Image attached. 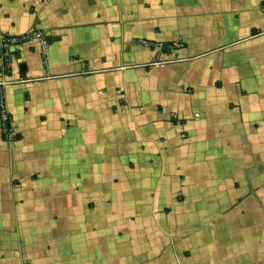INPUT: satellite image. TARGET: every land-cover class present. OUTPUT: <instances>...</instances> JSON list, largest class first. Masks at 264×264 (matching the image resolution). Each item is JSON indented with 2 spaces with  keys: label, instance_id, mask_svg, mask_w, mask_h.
Here are the masks:
<instances>
[{
  "label": "crops",
  "instance_id": "0c3cea01",
  "mask_svg": "<svg viewBox=\"0 0 264 264\" xmlns=\"http://www.w3.org/2000/svg\"><path fill=\"white\" fill-rule=\"evenodd\" d=\"M34 24L0 83V264L264 260V0H0V35Z\"/></svg>",
  "mask_w": 264,
  "mask_h": 264
},
{
  "label": "built area",
  "instance_id": "2783aa9c",
  "mask_svg": "<svg viewBox=\"0 0 264 264\" xmlns=\"http://www.w3.org/2000/svg\"><path fill=\"white\" fill-rule=\"evenodd\" d=\"M47 42L46 33L43 28L31 26L30 29L18 33H7V35H0V83L6 82L4 79L6 71L10 63V56L12 52L21 44L37 47L43 51L44 45ZM143 43H146L145 41ZM11 117L3 101L0 102V132L4 138L10 139L13 136V129L11 126Z\"/></svg>",
  "mask_w": 264,
  "mask_h": 264
},
{
  "label": "rangeland",
  "instance_id": "374dc122",
  "mask_svg": "<svg viewBox=\"0 0 264 264\" xmlns=\"http://www.w3.org/2000/svg\"><path fill=\"white\" fill-rule=\"evenodd\" d=\"M251 219H252V221H253V218H252V217H251ZM247 220H248V219H247ZM247 220H246V221H247ZM244 221H245V220H244ZM252 221H251V223H252ZM225 231L227 232V231H229V230H225ZM233 236H234V235L230 233L229 235L226 236V239H232ZM260 249H261V248H260ZM234 259H235V257H234ZM236 260H237V259H236ZM263 261H264V260H262V259H258V260L256 261V264H263ZM236 262H237V261H236ZM247 264H249V261L247 262Z\"/></svg>",
  "mask_w": 264,
  "mask_h": 264
}]
</instances>
